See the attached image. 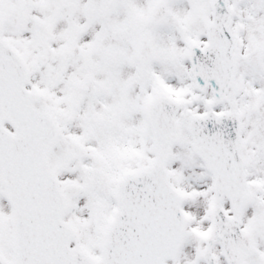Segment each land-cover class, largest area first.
<instances>
[{"label": "snow or ice", "instance_id": "snow-or-ice-1", "mask_svg": "<svg viewBox=\"0 0 264 264\" xmlns=\"http://www.w3.org/2000/svg\"><path fill=\"white\" fill-rule=\"evenodd\" d=\"M0 264H264V0H0Z\"/></svg>", "mask_w": 264, "mask_h": 264}]
</instances>
